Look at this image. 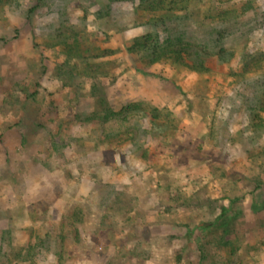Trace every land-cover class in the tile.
I'll list each match as a JSON object with an SVG mask.
<instances>
[{
	"label": "rangeland",
	"instance_id": "obj_1",
	"mask_svg": "<svg viewBox=\"0 0 264 264\" xmlns=\"http://www.w3.org/2000/svg\"><path fill=\"white\" fill-rule=\"evenodd\" d=\"M0 1V264H264V0Z\"/></svg>",
	"mask_w": 264,
	"mask_h": 264
},
{
	"label": "trees",
	"instance_id": "obj_2",
	"mask_svg": "<svg viewBox=\"0 0 264 264\" xmlns=\"http://www.w3.org/2000/svg\"><path fill=\"white\" fill-rule=\"evenodd\" d=\"M38 1L40 2L42 0ZM192 1L193 0H138V7L148 10L152 16L153 13L158 10L163 12L165 16L157 19L159 22L157 28L155 27L157 25V20L154 19L155 23L153 24V31L149 34L136 37L130 47V51L141 53V56L146 57L150 64L158 62L179 64L183 61L184 57H191L194 54L197 55V51L193 53L188 50L190 49L189 47L191 44L185 42L183 34L175 31V28L170 24V21H176L179 19L174 13L176 8L186 10L188 5H190L189 3ZM0 4L1 8L5 7L3 2L0 1ZM33 10L34 8H29L28 13H31ZM214 42H219V39H215ZM201 51L204 50L202 49ZM199 66H201V64Z\"/></svg>",
	"mask_w": 264,
	"mask_h": 264
}]
</instances>
